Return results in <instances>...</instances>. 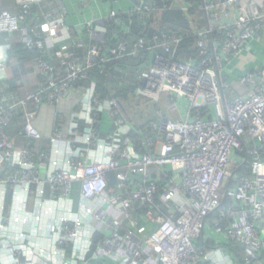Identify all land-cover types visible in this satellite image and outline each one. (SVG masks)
<instances>
[{
	"label": "built area",
	"instance_id": "obj_1",
	"mask_svg": "<svg viewBox=\"0 0 264 264\" xmlns=\"http://www.w3.org/2000/svg\"><path fill=\"white\" fill-rule=\"evenodd\" d=\"M18 5L16 15L0 13V34L27 41L23 25L40 10L36 45L49 56L57 49L61 70L39 61L40 88L0 100V264H264V9L251 0H202L206 26L193 35L199 56L182 60L177 33L113 45L106 22L69 27L61 0ZM192 6L140 0L110 19L121 26L120 16L132 24L135 15ZM9 49L0 44V82L9 79ZM242 53L251 63L237 74ZM129 57L144 63L126 102L100 98L94 80L75 85ZM80 94L71 111L61 106ZM45 108L54 111L48 137L35 125ZM137 112L151 116L144 153L132 137L144 122ZM16 113L33 150L7 132ZM211 230L223 244L210 245Z\"/></svg>",
	"mask_w": 264,
	"mask_h": 264
},
{
	"label": "trees",
	"instance_id": "obj_2",
	"mask_svg": "<svg viewBox=\"0 0 264 264\" xmlns=\"http://www.w3.org/2000/svg\"><path fill=\"white\" fill-rule=\"evenodd\" d=\"M0 2L2 3V5H0V13L3 10H8L13 15H16L20 11L16 3L17 0H0ZM201 4L202 0H193V6L188 13L177 9H168L154 12L151 16L135 15L132 18V24H130V20L127 16H120L122 21L121 26L115 24L113 19H109L106 22L109 30V41L113 45H118L124 41H136L140 38L141 34L146 41H152L157 35L177 33L183 37V42L179 47L178 57L182 60H189L191 56L197 58L199 53L195 48L196 39L193 37L194 31L200 30L206 26V20L203 18V12L200 9ZM259 4L260 6L264 5L263 1H260ZM38 11L40 13V10L35 9L33 12L35 16L29 17L28 21L23 25L27 30V41L21 39V33L14 35L0 34V44H10V49L8 51L9 62L7 63L9 79L5 82H0V100L20 101L26 94L36 92L40 88L41 76L36 74L34 69L39 61H47L55 68L56 73L61 70V61L55 54L58 50H54L51 56H49L45 50L36 45L38 38L33 30L41 23L40 19H37L38 16H36ZM189 16L192 17L193 22L189 20ZM192 23H194V27ZM77 36L84 39L86 45H88V39L83 33ZM216 36L218 41L222 42L224 37L221 35ZM76 55L84 58L86 56V51L78 50ZM143 63L144 61L135 57L114 60L106 65L96 67L90 73V80H77L75 85H81V87L88 86V84L94 80L97 84V94L100 98H109L112 95H116L124 103L135 94L137 87L142 83L138 80L137 72ZM101 70H103V72H101ZM33 75L37 78L36 81L39 83L36 87L33 86L31 82L29 83V77ZM167 100H169L168 97L164 96L162 104L166 110L168 105H170L169 102L167 103ZM145 113L146 112L136 113L135 118L138 119L137 121L144 115V122L139 129L134 131L132 136L141 153H144V140L151 135L149 132L151 116H146ZM131 116H133L132 113ZM22 126V116L16 113L14 122L12 126L7 129V132L15 139L18 146L33 150L35 148L34 141L22 134ZM47 143L48 142L44 143V145L48 146ZM246 170L247 169L243 170L244 174L247 172ZM115 183V176L112 174L109 182L112 189ZM157 203H160L158 194ZM226 205H229V203ZM145 211L146 208L139 210L140 213H144ZM216 220L217 217L213 216L210 218L209 222L213 226ZM102 239L103 235L98 234L95 241V248Z\"/></svg>",
	"mask_w": 264,
	"mask_h": 264
},
{
	"label": "crops",
	"instance_id": "obj_3",
	"mask_svg": "<svg viewBox=\"0 0 264 264\" xmlns=\"http://www.w3.org/2000/svg\"><path fill=\"white\" fill-rule=\"evenodd\" d=\"M18 1L19 0H17L16 2L17 5ZM139 1L140 0H61V4L63 6L62 11L66 24L71 28L79 30L82 28L83 25H85V23L88 22H107L110 19L112 12L117 14L130 13L133 9L138 6ZM251 1L255 4H258V6L262 10L264 9V5L260 6L259 4L260 1H263L264 3V0ZM254 48H257L259 53L261 52L260 48L256 44H254L253 49ZM248 59H250V56L248 57V53H242L238 59L239 61H235L234 65L238 69H235L236 71H238V73L236 72L237 74H242V71L248 70L247 67L250 65L249 63H251ZM36 80L37 78H35L34 75L29 77V83L31 82V84L35 87L38 86V82ZM237 93L238 90H235V94L231 96V99L234 98ZM80 98H82V94L76 96L70 101L64 100L61 103V106L63 108H66L68 111H71L73 106L78 103ZM168 102L169 100H167V103ZM168 107L167 110L169 109ZM152 115L154 116V112H152ZM53 119L54 111L50 110L49 108H45L42 111L41 115L37 118L35 125L43 136L48 137L51 134ZM207 235L210 238L211 244H213V242H217L220 244L224 243V239L220 235L214 233L212 230L208 231Z\"/></svg>",
	"mask_w": 264,
	"mask_h": 264
},
{
	"label": "rangeland",
	"instance_id": "obj_4",
	"mask_svg": "<svg viewBox=\"0 0 264 264\" xmlns=\"http://www.w3.org/2000/svg\"><path fill=\"white\" fill-rule=\"evenodd\" d=\"M238 88H239V86H237V88H236V89L238 90ZM232 92H233V90H232Z\"/></svg>",
	"mask_w": 264,
	"mask_h": 264
}]
</instances>
